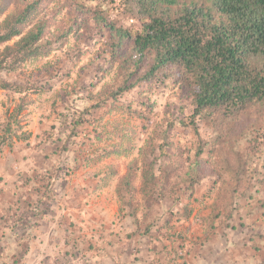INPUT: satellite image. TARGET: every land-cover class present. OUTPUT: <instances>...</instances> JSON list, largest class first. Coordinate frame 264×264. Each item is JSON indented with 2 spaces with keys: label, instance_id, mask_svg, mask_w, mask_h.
Listing matches in <instances>:
<instances>
[{
  "label": "rangeland",
  "instance_id": "rangeland-1",
  "mask_svg": "<svg viewBox=\"0 0 264 264\" xmlns=\"http://www.w3.org/2000/svg\"><path fill=\"white\" fill-rule=\"evenodd\" d=\"M32 1L0 0V25ZM79 1L87 7L99 2ZM42 17L48 21L45 41L52 39V47L24 62L17 72L0 74L36 85L25 93L0 88V138H6L2 151H8L20 192L36 205L31 212L58 213L64 220V238L57 229V235L41 234L37 244L48 253L59 247L58 255L65 246V264L264 263V146L248 164L240 187L227 170L219 175L220 165L213 164L218 158L208 146L201 157L204 175L190 194L184 173L187 158H195L197 138L175 123L166 135L170 144L166 153L160 149L170 122L184 118L192 108L187 93L168 79L166 84H141L115 101L110 98L92 114L86 113L85 123L72 134V118L105 98L104 91L117 87L116 67L100 56L102 41L95 24L75 4L47 0L36 21ZM142 102L148 105L147 119L130 110V105L140 110ZM255 120L254 114L236 120L219 160L227 156L234 163L233 148L241 152L250 141L259 145ZM8 125L11 133L6 132ZM200 132L204 138L217 134L209 123L200 124ZM148 140L154 142V156ZM181 154L184 166L180 176L171 178L167 198L144 195L143 160L154 159L156 175L162 176ZM132 163L138 167L137 224L117 192L119 179ZM45 196L47 200H42ZM151 222L154 228L148 233Z\"/></svg>",
  "mask_w": 264,
  "mask_h": 264
},
{
  "label": "trees",
  "instance_id": "trees-1",
  "mask_svg": "<svg viewBox=\"0 0 264 264\" xmlns=\"http://www.w3.org/2000/svg\"><path fill=\"white\" fill-rule=\"evenodd\" d=\"M45 1L26 4L0 25V46L4 45L0 52V74L17 72L24 62L44 55L52 47L49 44L54 42L52 39L45 41L48 21L45 17L36 21ZM65 1L75 4L79 12L94 22L102 41L100 56L108 66L116 67L117 79L116 88L103 92L105 98L95 100L86 106L83 114L72 118V134L85 123L86 113L92 114L110 98L115 101L141 84H166L168 79L187 93L192 108L184 118L170 122L164 131L161 152L166 153L170 145L168 131L179 123L198 142L195 158H187L184 173L190 194L195 191L199 176L204 175L201 157L208 146L211 155L218 158L213 164L220 165L219 175L227 170L240 187L249 171L248 164L264 146V0H99L94 7H87L79 0ZM129 21L132 23L128 24ZM32 87L36 85L0 76V88L25 93ZM140 104V110L132 105L130 110L141 119L149 118L145 114L148 105ZM23 106H19L17 113ZM251 114L257 116L254 125L261 134L256 140L259 145L250 141L241 152L233 148L234 163L227 156L219 160L220 148H224L225 139L233 133L236 120ZM202 123H209L217 134L204 138L200 132ZM11 131L8 125L6 132ZM5 142V137L0 138V151ZM153 143L148 140V149L154 156ZM182 166L181 154L174 157L171 170L158 176L155 160L144 159L140 191L148 197L157 195L160 201L165 200L171 178L180 176ZM137 168L132 163L117 185L119 198L129 207L127 213L135 224L138 223L134 206ZM48 178L53 182V177ZM33 203H30L32 209L36 206ZM153 228L151 222L147 232Z\"/></svg>",
  "mask_w": 264,
  "mask_h": 264
},
{
  "label": "crops",
  "instance_id": "crops-1",
  "mask_svg": "<svg viewBox=\"0 0 264 264\" xmlns=\"http://www.w3.org/2000/svg\"><path fill=\"white\" fill-rule=\"evenodd\" d=\"M6 151H0V264H65V246L58 255L59 247L53 246L48 253L43 244H37L41 234L57 235V229L64 238V220L58 213L37 216L31 212L30 197L20 192Z\"/></svg>",
  "mask_w": 264,
  "mask_h": 264
}]
</instances>
